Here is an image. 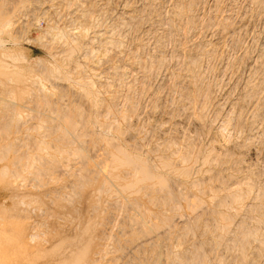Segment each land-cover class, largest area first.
<instances>
[{
	"label": "rangeland",
	"instance_id": "1",
	"mask_svg": "<svg viewBox=\"0 0 264 264\" xmlns=\"http://www.w3.org/2000/svg\"><path fill=\"white\" fill-rule=\"evenodd\" d=\"M1 22L5 264H264V0H0Z\"/></svg>",
	"mask_w": 264,
	"mask_h": 264
},
{
	"label": "bare ground",
	"instance_id": "2",
	"mask_svg": "<svg viewBox=\"0 0 264 264\" xmlns=\"http://www.w3.org/2000/svg\"><path fill=\"white\" fill-rule=\"evenodd\" d=\"M14 1V0H13ZM106 3V2H105ZM100 6V5H99ZM156 6V5H155ZM8 9V8H7ZM76 9V8H75ZM79 10V9H78ZM10 11V10H9ZM88 11V10H87ZM122 12V11H121ZM132 12V11H131ZM59 13V12H58ZM112 13V12H111ZM123 13V12H122ZM228 15V14H227ZM131 18V17H130ZM131 20V19H130ZM129 20V21H130ZM106 21V20H105ZM128 21V20H127ZM2 23L3 22H1V24L0 25H2ZM66 23V22H65ZM93 23V22H92ZM119 23V22H118ZM6 24V23H5ZM5 24H3V26H7V25H5ZM138 24V23H137ZM122 25V24H121ZM4 28V27H3ZM1 31V30H0ZM125 32V31H124ZM1 33V32H0ZM231 33V32H230ZM103 34V33H102ZM98 37V36H97ZM63 42V41H62ZM116 45V44H115ZM108 47V46H107ZM110 47V46H109ZM71 48V47H70ZM95 48V47H94ZM135 48V47H134ZM123 50V49H122ZM214 51V50H213ZM68 55V54H67ZM124 55V54H123ZM118 60V59H117ZM148 60V59H147ZM106 62V61H105ZM104 62V63H105ZM124 62V61H123ZM150 67V66H149ZM119 67H117V69L114 67V69H116V71H119V70H121V69H118ZM137 69H139V68H137ZM133 70V69H132ZM136 71V70H135ZM120 73V72H119ZM143 73V72H142ZM111 74V73H110ZM115 74V73H114ZM118 74V73H117ZM97 76V75H96ZM6 77V76H5ZM71 79V78H70ZM119 81V80H118ZM83 84V83H82ZM249 92V91H248ZM231 94V93H230ZM78 96V95H77ZM118 97V96H117ZM127 97V96H126ZM241 99V98H240ZM82 100V99H81ZM53 101V100H52ZM102 101V100H101ZM223 102H225V101H223ZM117 103V102H116ZM120 106V105H119ZM128 106V105H127ZM99 107V106H98ZM106 108V107H105ZM132 108V107H131ZM102 109V108H101ZM108 109V108H107ZM66 110V109H65ZM159 110V109H158ZM107 111L108 110H106V114H107ZM154 111V110H153ZM234 111V110H233ZM150 113V112H149ZM231 113V112H230ZM97 114V113H96ZM129 114V113H128ZM157 114V113H156ZM262 114V113H261ZM66 115V114H65ZM87 115V114H86ZM85 115V116H86ZM109 115H111V114H109ZM29 116V115H28ZM60 116V115H59ZM90 116V115H89ZM227 116V115H226ZM125 118V117H124ZM48 120V119H47ZM124 120V119H123ZM147 120V119H146ZM52 121V120H51ZM66 121V120H65ZM97 121V120H96ZM20 122V121H19ZM98 122V121H97ZM117 122V121H116ZM115 122V123H116ZM69 124V123H68ZM87 124V123H86ZM101 124V123H100ZM104 124V123H103ZM37 125V124H36ZM67 125V124H66ZM65 125V126H66ZM102 125V124H101ZM116 125V124H115ZM16 126V125H15ZM51 126V125H50ZM57 126V125H56ZM64 126V125H63ZM114 126V125H113ZM49 127V126H48ZM98 127V126H97ZM106 127H108V126H106ZM115 127V126H114ZM33 128V127H32ZM70 129V128H69ZM84 129V128H83ZM55 130V129H54ZM65 130V129H64ZM44 133V132H43ZM99 133V132H98ZM120 133H122V132H120ZM119 133V134H120ZM122 135V134H121ZM64 140V139H63ZM110 140V139H109ZM111 142V141H110ZM109 142H107V144H108ZM75 147H77L76 145H75ZM79 149V148H78ZM100 149V148H99ZM42 150V149H41ZM75 150V149H74ZM73 150V151H74ZM95 150V149H94ZM72 151V152H73ZM78 151V150H77ZM104 151V150H103ZM75 152V151H74ZM98 152H100V151H98ZM97 153V152H96ZM123 153V152H122ZM73 154H75V153H73ZM97 155V154H96ZM95 155V156H96ZM74 156V155H73ZM76 156V155H75ZM94 156V157H95ZM126 156V155H125ZM85 157V156H84ZM99 157V156H98ZM114 157H116V156H114ZM21 158V157H20ZM93 158V157H92ZM97 158V157H96ZM105 158V157H104ZM83 159V158H82ZM115 159V158H114ZM183 159V158H182ZM119 160V159H118ZM125 160V159H124ZM145 160V159H144ZM80 161H81V159H80ZM104 161V160H103ZM102 161V162H103ZM133 161V160H132ZM124 162V164L126 163L125 161H123ZM127 162H130V161H128V159H127ZM207 162V161H206ZM79 163V162H78ZM84 163V162H83ZM100 163V162H99ZM98 163V164H99ZM133 163V162H132ZM26 164V163H25ZM72 164H74V163H72ZM23 165V164H22ZM96 165V164H95ZM100 165H101V163H100ZM107 165V164H106ZM120 165V164H119ZM136 165H138V164H135L134 166H136ZM143 166V165H142ZM106 166H105V164L101 167V170L103 171V173H105V175L107 174L106 172H108V170L105 168ZM137 167V166H136ZM26 168V167H25ZM78 168V167H77ZM91 169V168H90ZM139 169H140V167H139ZM188 169H189V166H188ZM69 170V169H68ZM93 170V169H92ZM91 170V171H92ZM57 171V170H56ZM60 171V170H59ZM90 171V172H91ZM82 172V171H81ZM124 172V171H123ZM137 172H138V170H137ZM146 172V171H145ZM145 172H144V175H145ZM149 172V171H148ZM77 173V172H76ZM150 173V172H149ZM185 173V172H184ZM84 174V173H83ZM129 175V174H128ZM147 175H150V174H146V176ZM152 175V174H151ZM135 176V175H134ZM94 177V176H93ZM108 177H110V174H108L107 175V178ZM113 177H115V175L113 176ZM105 178V177H104ZM122 178V177H121ZM159 178V177H158ZM157 178V179H158ZM50 179V178H49ZM111 179V178H110ZM109 179V180H110ZM149 179H151V178H149ZM156 179V178H155ZM160 179V178H159ZM79 180V179H78ZM139 181H141V180H143V178L142 179H138ZM138 180H136V181H138ZM134 181V180H133ZM161 181V180H160ZM199 181V180H198ZM103 182V181H102ZM159 182V181H158ZM71 184V183H70ZM151 184H153V183H151ZM158 184V183H157ZM127 185V184H126ZM128 185H129V183H128ZM78 186H80L79 184H78ZM133 186V185H132ZM127 187V186H126ZM152 187V186H151ZM158 187V186H157ZM161 187V186H160ZM121 188V187H120ZM163 188V187H162ZM217 188V187H216ZM181 189V188H180ZM109 190V189H108ZM139 190V189H138ZM91 191V190H90ZM90 191L89 192H86V194H85V202H84V206H89V204H91V201L92 200H90V198H91V193H90ZM100 192V191H99ZM131 194V193H130ZM205 194V193H204ZM231 195V194H230ZM238 196V195H237ZM240 196V195H239ZM98 197V196H97ZM234 197V196H233ZM84 199V198H83ZM125 199V198H124ZM172 199H174V198H172ZM228 199V198H227ZM232 199V198H231ZM238 199V198H237ZM234 200V199H233ZM186 201V200H185ZM232 201V200H231ZM149 202V201H148ZM155 202V201H154ZM165 203V202H164ZM166 203H167V201H166ZM172 203V202H171ZM196 203V202H195ZM28 204V203H27ZM133 204V203H132ZM121 206V205H120ZM250 206V205H249ZM261 206V205H260ZM85 207V208H86ZM85 208H84V210H85ZM191 208V207H190ZM123 209V208H122ZM138 210V209H137ZM146 211V210H145ZM149 212V211H148ZM142 213V212H141ZM85 215V214H84ZM126 215V214H125ZM198 215V214H197ZM196 215V216H197ZM48 217H49V215H48ZM184 217V216H183ZM129 218V217H128ZM132 218V217H131ZM137 218V217H136ZM134 219V218H133ZM130 220V219H129ZM88 221V216H85V217H83V219L81 220V221H79V222H81V223H86ZM146 221H148L147 219H146ZM167 221V220H166ZM35 223V222H34ZM149 223H151V222H149ZM88 224H90V223H88ZM137 224V223H136ZM141 224V223H140ZM260 224V223H259ZM214 225V224H213ZM140 226V225H139ZM163 228V227H162ZM0 229H1V227H0ZM2 230V229H1ZM0 230V233H2V231ZM21 230V229H20ZM25 230V229H24ZM33 231V230H32ZM83 231H81V233H82ZM164 232V231H163ZM147 233V232H146ZM29 234L30 233H28V236H29ZM145 234V233H144ZM160 234V233H159ZM166 234V233H165ZM21 235H23V234H21ZM27 235V234H26ZM32 235V234H31ZM0 236H1V234H0ZM18 236V235H17ZM25 236V235H24ZM163 236V235H162ZM15 238V237H14ZM21 238H23V236H21ZM78 238V237H77ZM1 239H3V238H0V240ZM17 239H19V238H17ZM79 239V238H78ZM153 239V238H152ZM15 240V239H14ZM251 241V240H250ZM82 242V241H81ZM81 242H79V243H81ZM26 242H25V240L24 239H21V240H18V242H14V243H10V244H5L4 242H0V264H5V262H4V260H6V259H4V258H6V256H8L9 254H12L13 252H15V251H18V250H20V249H23V244H25ZM79 243H77V244H79ZM262 244V243H261ZM25 247V246H24ZM73 247V246H72ZM74 248V247H73ZM73 248H71V250L73 249ZM261 248V247H260ZM240 249V248H239ZM74 253V252H73ZM17 254H18V252H17ZM19 255V254H18ZM12 256V255H11ZM74 256H75V254H74ZM251 256V255H250ZM63 257V256H62ZM70 257V256H69ZM73 257V256H72ZM71 257V258H72ZM257 257V256H256ZM74 258V257H73ZM72 258V259H73ZM15 259H17V258H15ZM71 259V260H72ZM155 259V258H154ZM74 261L75 260H77V259H73ZM66 262V260H64L63 258L62 259H60V260H58V263L59 264H66L65 263ZM6 263H8V262H6ZM153 263V262H152ZM132 264V263H131ZM249 264V263H248Z\"/></svg>",
	"mask_w": 264,
	"mask_h": 264
}]
</instances>
